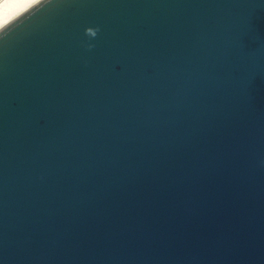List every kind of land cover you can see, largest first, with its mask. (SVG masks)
<instances>
[{
    "label": "water",
    "instance_id": "obj_1",
    "mask_svg": "<svg viewBox=\"0 0 264 264\" xmlns=\"http://www.w3.org/2000/svg\"><path fill=\"white\" fill-rule=\"evenodd\" d=\"M0 264H264V0L3 23Z\"/></svg>",
    "mask_w": 264,
    "mask_h": 264
},
{
    "label": "bare ground",
    "instance_id": "obj_2",
    "mask_svg": "<svg viewBox=\"0 0 264 264\" xmlns=\"http://www.w3.org/2000/svg\"><path fill=\"white\" fill-rule=\"evenodd\" d=\"M36 0H0V26Z\"/></svg>",
    "mask_w": 264,
    "mask_h": 264
},
{
    "label": "clouds",
    "instance_id": "obj_3",
    "mask_svg": "<svg viewBox=\"0 0 264 264\" xmlns=\"http://www.w3.org/2000/svg\"><path fill=\"white\" fill-rule=\"evenodd\" d=\"M96 34H97V30H95V29H89V31H88V35H89L90 37H95Z\"/></svg>",
    "mask_w": 264,
    "mask_h": 264
}]
</instances>
